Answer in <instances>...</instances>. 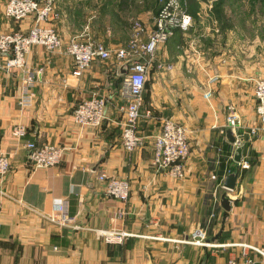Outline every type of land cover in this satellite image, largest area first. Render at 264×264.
Wrapping results in <instances>:
<instances>
[{
  "label": "crops",
  "instance_id": "0c3cea01",
  "mask_svg": "<svg viewBox=\"0 0 264 264\" xmlns=\"http://www.w3.org/2000/svg\"><path fill=\"white\" fill-rule=\"evenodd\" d=\"M6 1L0 0V33L26 31L33 17L6 16ZM119 3L55 0L50 24L64 42L76 37L105 48L124 46L135 32L126 39V27L118 26ZM194 28L176 31L157 51L156 63L171 67L149 68L138 126L143 143L132 151L121 143L122 67L116 59H94L74 77L64 51L34 45L24 67L10 70L0 54V150L11 164L0 176V264H264L248 247L264 242V129L254 97L264 54L252 49L248 60L247 50H230L227 36L208 44L205 62L188 49ZM151 31L138 35L145 41ZM25 91L30 104L22 106ZM94 94L107 98L106 118L98 127L79 129L73 110ZM230 112L240 120V133L258 130L243 145L248 166L238 163L236 187L226 190L223 180L237 166V147L226 135ZM167 118L187 129L190 153L180 178L152 164L151 135ZM17 124L27 128L22 138L11 133ZM27 141L63 146L61 161L33 168ZM101 172L129 181L127 200L105 193ZM225 191L229 210L220 204ZM59 208L73 220H50ZM198 228L208 245L182 241ZM111 234L119 236L107 239Z\"/></svg>",
  "mask_w": 264,
  "mask_h": 264
},
{
  "label": "built area",
  "instance_id": "2783aa9c",
  "mask_svg": "<svg viewBox=\"0 0 264 264\" xmlns=\"http://www.w3.org/2000/svg\"><path fill=\"white\" fill-rule=\"evenodd\" d=\"M55 0H7L4 4V13L14 20H23L33 17L32 24L26 31H9L0 33V54L6 55V69L22 68L25 58L31 47L42 46L50 52L64 51L71 56L73 68L71 75L79 77L94 59H116L122 66L127 62L126 73L122 74L120 95L122 103L119 110L122 113L121 143L124 149L134 150L143 143V136L138 130L142 117L141 108L144 102L145 83L148 78L149 68L152 64L158 67L170 68L171 65L156 63L157 51L176 32L187 33L194 28V19L187 7L179 0H165L157 14L154 29L148 34L145 41L134 33L127 44L114 48H105L100 44L81 41L71 37L68 41L60 37L56 29L50 24L55 18ZM207 95V94H206ZM254 97L256 100V114L260 121V128L264 129V73L255 79ZM30 94L25 91L20 98V104H30ZM107 98L94 94L82 99L74 108L72 120L79 129L98 127L106 118ZM149 115V111L145 112ZM227 125L234 131V146H243L250 142L258 127L253 126L242 133L239 132L240 120L234 112L227 115ZM27 128L24 124H17L12 129V135L22 138L26 135ZM153 156L152 164L158 168L167 169L170 175L180 178L184 175V165L190 153V144L186 128L180 123L169 118L165 119L157 132L152 135ZM24 146L29 151L33 168H47L58 164L63 156L64 147L54 143L37 144L27 141ZM240 165L248 166L245 159ZM8 152L0 150V176L5 175L10 169ZM99 179L104 181V190L108 196L117 200H127L130 193V183L124 178L108 176L106 172L99 174ZM50 220L66 224L73 220L63 208ZM119 235H107V239L117 238ZM205 231L198 228L182 241L208 245ZM255 253L264 258V242L258 245H248Z\"/></svg>",
  "mask_w": 264,
  "mask_h": 264
},
{
  "label": "rangeland",
  "instance_id": "374dc122",
  "mask_svg": "<svg viewBox=\"0 0 264 264\" xmlns=\"http://www.w3.org/2000/svg\"><path fill=\"white\" fill-rule=\"evenodd\" d=\"M179 1L191 11L194 19L196 33L192 41L194 43L188 49L192 48L195 57L207 62L210 57L208 46L212 42L227 41V36H230V50H247L248 60L253 59L252 49L264 54V0ZM164 2L165 0H120L117 24L120 28L126 27L123 28L128 33L126 39L134 32L143 37L148 30H153ZM87 14L93 15L96 12L88 11Z\"/></svg>",
  "mask_w": 264,
  "mask_h": 264
},
{
  "label": "water",
  "instance_id": "95a60500",
  "mask_svg": "<svg viewBox=\"0 0 264 264\" xmlns=\"http://www.w3.org/2000/svg\"><path fill=\"white\" fill-rule=\"evenodd\" d=\"M121 67H122V71L120 73L121 74L126 73V70H127V62H125ZM226 135H227V138L230 140V142H234V139L235 138L231 134L230 127H228L226 129ZM242 150H243V146H238L236 148V150H235L234 161L237 163V166H236L235 170L230 171L226 175V177L224 178V180H223V187L226 190H233L236 187L237 179H238L239 171H240V168H239L238 163H240V161H241ZM226 194H227L226 191L221 194L220 204H221V206L225 210H229L230 209V199L227 198ZM200 264H204V263L201 262Z\"/></svg>",
  "mask_w": 264,
  "mask_h": 264
},
{
  "label": "trees",
  "instance_id": "16d2710c",
  "mask_svg": "<svg viewBox=\"0 0 264 264\" xmlns=\"http://www.w3.org/2000/svg\"><path fill=\"white\" fill-rule=\"evenodd\" d=\"M190 13H191V11L190 10H188ZM192 14V13H191Z\"/></svg>",
  "mask_w": 264,
  "mask_h": 264
}]
</instances>
